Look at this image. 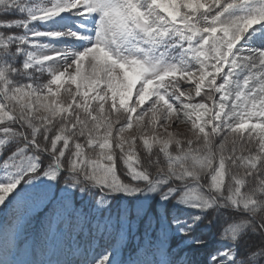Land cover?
I'll use <instances>...</instances> for the list:
<instances>
[{
	"label": "snow or ice",
	"instance_id": "6c2138e0",
	"mask_svg": "<svg viewBox=\"0 0 264 264\" xmlns=\"http://www.w3.org/2000/svg\"><path fill=\"white\" fill-rule=\"evenodd\" d=\"M0 264H264V0H0Z\"/></svg>",
	"mask_w": 264,
	"mask_h": 264
}]
</instances>
